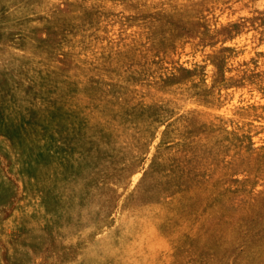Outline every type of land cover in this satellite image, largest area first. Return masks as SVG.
<instances>
[{"label":"rangeland","instance_id":"374dc122","mask_svg":"<svg viewBox=\"0 0 264 264\" xmlns=\"http://www.w3.org/2000/svg\"><path fill=\"white\" fill-rule=\"evenodd\" d=\"M263 130L264 0H0V264H264Z\"/></svg>","mask_w":264,"mask_h":264},{"label":"bare ground","instance_id":"6f19581e","mask_svg":"<svg viewBox=\"0 0 264 264\" xmlns=\"http://www.w3.org/2000/svg\"><path fill=\"white\" fill-rule=\"evenodd\" d=\"M94 7V6H93ZM81 10V9H80ZM86 11H87V9H86ZM91 11V10H90ZM78 12V11H77ZM107 13V12H106ZM92 21V20H91ZM107 27V26H106ZM72 31V30H71ZM93 34V33H92ZM104 43H105V41H104ZM60 53V52H59ZM60 57V56H59ZM69 57V56H68ZM66 60V59H65ZM65 60H64V63H65ZM72 64V63H71ZM74 64V63H73ZM63 66V65H62ZM75 66V65H74ZM72 67V66H71ZM70 68V67H69ZM80 68V67H79ZM74 69V68H73ZM76 69V68H75ZM75 69H74V71H75ZM76 75V74H75ZM111 77V76H110ZM112 78V77H111ZM72 81V80H71ZM108 82V81H107ZM73 94V93H72ZM71 95V94H70ZM72 96V95H71ZM77 96V95H76ZM98 96V95H97ZM79 98V97H78ZM82 98V97H81ZM91 98V97H90ZM66 104V103H65ZM104 109V108H103ZM85 111V110H84ZM83 111V112H84ZM87 111V110H86ZM94 111V110H93ZM92 111V112H93ZM88 112V111H87ZM96 112V111H95ZM92 116V115H91ZM99 117V116H98ZM102 118V117H101ZM106 118V117H105ZM110 118V117H109ZM100 120V119H99ZM102 120V119H101ZM101 122H103V121H101ZM106 122V121H105ZM97 123V122H96ZM112 123V122H111ZM108 124H109V122H108ZM106 126V125H105ZM91 128V127H90ZM264 131V130H263ZM264 133V132H263ZM262 133V134H263ZM1 134V133H0ZM62 135V134H61ZM259 135V134H258ZM108 137V136H107ZM264 137V136H263ZM102 139H104V138H102ZM109 139V138H108ZM105 140V139H104ZM112 141V140H111ZM59 143V142H58ZM112 143H113V141H112ZM122 143V142H121ZM125 143V142H124ZM123 143V144H124ZM115 144V143H114ZM129 144V143H128ZM127 144V145H128ZM118 145V144H117ZM131 145V144H130ZM133 145V144H132ZM135 145V144H134ZM111 146H112V144H111ZM134 147V146H133ZM197 147V146H196ZM104 148V147H103ZM201 148H202V146H201ZM129 149V148H128ZM134 149V151H135V148H133ZM132 149V150H133ZM137 149V148H136ZM125 151H127L126 149H124ZM138 150V149H137ZM136 150V151H137ZM97 151H98V149H97ZM100 152V151H99ZM126 153V152H125ZM138 153H140V152H138ZM199 153V152H198ZM16 154V153H15ZM129 154V153H128ZM131 154H133V153H131ZM142 155V154H141ZM146 155V154H145ZM199 155V154H198ZM4 158V157H3ZM164 158V157H163ZM127 159V158H126ZM157 159V158H156ZM5 160V159H4ZM115 160H117V159H115ZM158 160V159H157ZM200 160V159H199ZM7 161V160H6ZM127 161V160H126ZM159 161V160H158ZM113 162V161H112ZM161 162V161H160ZM128 163H129V161H128ZM192 163V162H191ZM103 170V169H102ZM109 170V169H108ZM126 170V169H125ZM138 170H139V168H138ZM139 172V171H138ZM155 174V173H154ZM18 176V175H17ZM161 176V175H160ZM155 177H157V176H155ZM22 178V177H21ZM153 178H154V176H153ZM32 180V179H31ZM150 181H152V179L150 180ZM144 182V181H143ZM137 184V183H136ZM145 184V183H144ZM129 185V184H128ZM141 186V185H140ZM145 186V185H144ZM138 187V186H137ZM137 187H136V189H137ZM147 187V186H146ZM139 188V187H138ZM135 189V188H134ZM140 189V188H139ZM133 191V190H132ZM119 192V191H118ZM136 193V192H135ZM139 193V192H138ZM123 194V193H122ZM121 194V195H122ZM142 194V193H141ZM127 195V194H126ZM133 197V196H132ZM97 200V199H96ZM124 200V199H123ZM131 202V201H130ZM17 203V202H16ZM20 203V202H19ZM22 204V203H21ZM129 205V204H128ZM127 205V206H128ZM121 206V205H120ZM118 209V208H117ZM138 209H140V208H138ZM125 210V209H124ZM132 210V209H131ZM130 211V210H129ZM140 211V210H139ZM120 212V211H119ZM134 213V212H133ZM128 215V214H127ZM126 215V216H127ZM133 215V214H132ZM134 216H136V214L134 215ZM133 216V217H134ZM130 217V215L128 216V218ZM138 217V216H137ZM141 217V216H140ZM126 218V217H125ZM122 219H124V218H122ZM122 219H121V221H122ZM126 220V219H125ZM129 220V219H128ZM137 220V219H136ZM123 222V221H122ZM127 222V221H126ZM125 223V222H124ZM129 223V222H128ZM140 223V222H139ZM152 224V223H151ZM125 225V224H124ZM148 226V225H147ZM128 227V226H127ZM130 227V226H129ZM131 227H132V225H131ZM145 228V227H144ZM125 229V228H124ZM128 229V228H127ZM123 232H124V230H123ZM127 232V231H126ZM128 233V232H127ZM159 234V233H158ZM149 235V234H148ZM122 239V238H121ZM144 240V239H143ZM118 247V246H117ZM120 257V256H119ZM127 257V256H126ZM140 258V257H139ZM124 260V259H123ZM158 264V263H157Z\"/></svg>","mask_w":264,"mask_h":264}]
</instances>
